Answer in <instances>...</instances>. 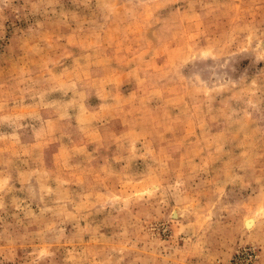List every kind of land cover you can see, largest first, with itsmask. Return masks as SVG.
<instances>
[{
    "label": "rangeland",
    "instance_id": "374dc122",
    "mask_svg": "<svg viewBox=\"0 0 264 264\" xmlns=\"http://www.w3.org/2000/svg\"><path fill=\"white\" fill-rule=\"evenodd\" d=\"M0 264H264V0H0Z\"/></svg>",
    "mask_w": 264,
    "mask_h": 264
},
{
    "label": "bare ground",
    "instance_id": "6f19581e",
    "mask_svg": "<svg viewBox=\"0 0 264 264\" xmlns=\"http://www.w3.org/2000/svg\"><path fill=\"white\" fill-rule=\"evenodd\" d=\"M255 220V219H254ZM254 220H250V221H248L246 224H247V226L248 227H253L252 225H253V223H254Z\"/></svg>",
    "mask_w": 264,
    "mask_h": 264
}]
</instances>
